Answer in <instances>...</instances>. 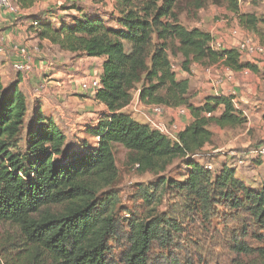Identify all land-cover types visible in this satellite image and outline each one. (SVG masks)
Returning a JSON list of instances; mask_svg holds the SVG:
<instances>
[{
	"label": "trees",
	"instance_id": "trees-1",
	"mask_svg": "<svg viewBox=\"0 0 264 264\" xmlns=\"http://www.w3.org/2000/svg\"><path fill=\"white\" fill-rule=\"evenodd\" d=\"M11 1L24 11L43 0ZM209 2L227 6L245 29L259 34L262 21L240 15L238 0H116L111 16L116 27L79 7L68 18L52 10L35 20L38 25L32 27L41 41L76 58L104 59L96 99L105 110L85 130L96 143L79 145L41 104L29 115L20 78L9 87L0 82V223L18 230V255L9 264H116L111 259L114 240L126 245L122 264H152L154 249L169 250L182 233L177 216L157 211L169 189L183 205L177 215L186 212L209 223L219 211L226 212V223L235 226L227 234L237 256L233 264H264V183L248 185L227 163L213 171L212 162L200 157L214 143V128H241L248 119L232 96H207L195 105L190 80L177 79L170 57L177 42L188 75L196 63L250 71L264 80V68L242 61L236 48L216 51L211 33L180 23L181 6L201 10ZM138 86L142 103L186 109L191 124L171 137L135 120L126 110ZM118 145L129 151L130 165L160 176L149 190H141L153 208L144 219L131 218L126 225L116 217L118 197L107 194L119 178ZM176 161L184 178L165 177Z\"/></svg>",
	"mask_w": 264,
	"mask_h": 264
},
{
	"label": "rangeland",
	"instance_id": "rangeland-1",
	"mask_svg": "<svg viewBox=\"0 0 264 264\" xmlns=\"http://www.w3.org/2000/svg\"><path fill=\"white\" fill-rule=\"evenodd\" d=\"M238 1L240 15H254L262 21L258 24L259 34L255 35L258 37L260 36L259 39L264 45V0ZM115 3L116 0H105L104 3L100 4L93 2V0H60V5L57 6H53L46 2L40 6L37 5L32 14L33 18L38 20L42 15L48 14V12L57 9L58 6L61 8L65 7L67 10L73 9V7H79L89 15L102 17L111 27H116V24L111 18L112 13L114 12ZM0 11L2 15H9L2 10ZM56 13L58 17L68 18L66 14L59 13L58 9L56 10ZM75 13H77V10L70 12L71 15H76ZM20 14V12L14 14V16H16L15 20L20 19ZM177 14L179 15L180 23L186 29H201L202 31L209 32L213 35L215 40L221 38L225 47H231L230 49L236 48L238 45V41L236 40L240 38H233V31L237 30L239 34L241 31L242 36L247 35L250 37L254 35L242 26L239 16L230 12L227 9V6H216L211 2L201 10L181 6L180 10L177 11ZM66 22H68V20ZM0 38L4 37L0 36ZM3 48H5V51H3L4 53H0V63H6L5 59L8 57L9 49L5 45ZM176 48H178L177 42L175 43V49ZM175 49H171L172 53L170 52V57L173 68L177 73V79L180 81L184 79L190 80V93L193 95V103L198 106L203 101V98L205 97L204 94L207 93V89L203 88V86L205 85L208 87L209 74L200 71V65L195 63L190 66L192 73L191 75H188L182 68L184 58L180 53H177V50ZM260 60L259 61L264 64V58ZM73 61L76 64L80 61V58L74 56ZM30 65L34 69V65ZM222 66L223 65H220L219 69L223 70L224 68L222 69ZM4 67H8V64H4ZM92 67L97 68V72L94 74L93 78L101 77V65L99 62L93 64ZM74 71H76V69H74ZM74 71L73 75H75ZM193 71H195V73H193ZM19 74L27 75L28 73ZM74 77L72 78V81L76 80ZM17 79L18 72L15 71L13 67H10L9 70L5 69V72H3V78L0 77V82H3V86L9 87L14 81L16 82ZM88 79H84V81L79 79L80 82L79 80L75 82L80 88L82 83L90 80ZM254 83H256V81H254ZM27 84L28 85H25L20 89L26 96V104L30 110L29 115H31L33 109L39 104H41L42 108L46 109L48 114L52 117L60 116L64 111L69 110L66 114H72L75 118L73 119L69 117V120L65 121L67 138H74L75 141H79V145L85 141L91 145L96 143L95 139L85 135L87 127L97 124L99 114L102 111L100 103L92 99L94 97L93 95L89 92L82 91L80 88L83 93H86V96L69 91L66 95L60 98L61 100H53L51 97L54 96V91L50 88L51 86L38 81L37 83L34 82V84H37L35 89L33 83L29 84V82H27ZM259 87L264 88L263 85ZM139 91L140 86H138L133 92V99L135 102L139 99ZM56 97L58 98V96ZM46 98L51 100V104L44 101ZM89 99L90 101H88ZM82 102H86V105L81 104ZM135 109L136 108L132 107L126 111L130 113L135 120L149 124V121H146L138 110L137 112L134 111ZM244 109L249 111V108L247 107ZM175 113L180 116L177 109H175ZM171 115L173 116V114ZM170 119L171 118L167 116L154 118L156 123L157 121H167V128L175 125L174 121L171 123L168 122ZM249 121H253L254 128H251L248 131V126L245 125L244 127L237 129L224 130L222 134L219 133L218 136H215L213 145L209 146L200 157L205 159L204 161L202 160L205 163L212 162V164L208 165L212 167L213 171H218L223 163H227L229 166L236 169L238 177L241 179L244 178L243 180L248 185H256V187H258L264 183V159H262L259 154L264 148V126H261L262 120L260 121V116L257 114L249 113ZM56 123L59 125L60 122L56 120ZM80 126L83 128L80 129ZM177 131L179 132V129ZM249 141H252L250 146L252 149L247 155L244 154L239 156V153H236L235 150L229 148L230 146H234V144L241 145L242 143H248ZM128 154L129 151L124 147L119 145L115 147L119 178L117 183L107 191V194H110L109 192H111L118 197V206L115 213L117 219L123 223V225H126V221L131 218L144 219L148 215L147 213L153 207L144 202L141 190H149L158 182V177H160L149 172H140L137 167L130 165ZM180 167H182V164L180 161H176L169 167L168 173L165 174V177H168L169 179L184 178L185 171L183 169V171L179 170ZM172 191V189H169L163 200L158 203L159 207L157 211L159 213H168L177 216V221L182 227V233L177 236V239L169 250H163L159 247L154 249L152 264H169L170 261H174L177 264H233V260H235L237 256L230 250V238L227 234L228 230L233 232L235 226L226 223V218L224 216V213L226 214V212L219 211L218 216H215L209 223H205L201 219H194L192 217L193 215L190 216L186 212V214L182 212L183 214L177 215V208H180V205H183L178 202L177 194ZM17 235L18 230L15 226L8 223H0V264H9L12 261L15 263L18 255ZM248 242L254 247L262 246V244L255 240H248ZM110 246L112 250L111 259H113L116 264H122L120 261V253L126 248V245L114 240L110 243ZM242 259L244 258L242 257ZM250 260L251 259H246L244 261Z\"/></svg>",
	"mask_w": 264,
	"mask_h": 264
},
{
	"label": "crops",
	"instance_id": "crops-1",
	"mask_svg": "<svg viewBox=\"0 0 264 264\" xmlns=\"http://www.w3.org/2000/svg\"><path fill=\"white\" fill-rule=\"evenodd\" d=\"M45 2L50 3L53 6L60 5V0H43L37 5L40 6ZM35 7L22 11L20 14V19L18 20H15L16 16L14 15H2L0 11V36H3L5 38L6 47L9 49L7 55L8 57L5 59L6 63H0V77L3 78V72H5V69L9 70L14 63L29 62L34 65V70L27 75L18 73V79L20 78L21 80V89L23 88V86L28 85L27 82H29V84L33 83V86L36 89L37 84H34V82L37 83L39 81L44 82L48 86H51L50 88L54 91V96L51 97V99L53 100H61L60 98L66 95V93H68L69 91L86 96V93H83L80 90L79 85L76 84V82L79 79L84 81V79L87 80L88 78H93L94 74L97 72V68H93L92 65L97 62H99V64L101 65L100 72L102 77V64L104 62V59L83 57L80 58V61L75 64L73 61V57L75 56L74 54L61 51L58 47L52 45L47 40L41 41L38 38L37 30L32 27V22L35 21L32 12L34 11ZM57 9L59 10V13L66 14V16H69L70 12H73L72 9L67 10V8L64 10H60L61 7L59 6ZM75 14H78V12ZM217 40L221 41L222 39L217 38ZM18 47H25L28 49L30 55V59L28 61L20 57V54L18 53V50L20 48ZM260 61H258L257 65L262 70L264 68V64ZM4 64H8V67L5 68ZM219 67L220 65L211 68H200V71L209 74V82L207 80L209 85L208 87H206L205 85L203 86V88L207 89V93L204 94V96H232L234 97L237 108L240 109L244 113L245 117L248 118V123L246 124L248 126V131L251 128H254L253 121H249V113L259 115L260 121L262 120L261 126H264V88L259 87L262 85L264 86L263 78L261 76L253 74L250 71L231 72L223 66L221 67L222 69L224 68L223 70L219 69ZM74 69H76V71H74ZM73 71L75 72V75H73ZM193 73H195V71H193ZM73 77L76 79V82L72 81ZM254 81H256V83H254ZM22 94L27 101L25 94ZM56 96H58V98ZM92 99L99 103V101L95 97H93ZM44 101L51 104V100L47 98ZM88 101H90V99ZM81 104L86 105V102H82ZM100 105L102 110L101 112H103L105 110V107L102 104ZM246 107L249 108V111L244 109ZM68 111H64L60 116H53L55 121L58 120L60 122L59 126L64 130L65 121H68L69 117L73 119L75 118V116L72 114H66V112ZM134 111L137 112L136 109ZM171 114H173V116ZM165 116L170 117L171 119L168 122L171 123L172 121H174L180 131L184 130L192 122V117L188 113V111L187 114L183 117H180L176 115L175 112L170 111L167 112ZM157 122L166 125L167 121ZM143 123L146 124V122ZM82 128L83 127L80 126V129ZM223 131L224 130L219 128L213 129L215 136H218L219 133L222 134ZM251 144L252 141H249L248 143H242L241 145L234 144V146H230L229 148L231 150H235L236 153H239V156L244 154L247 155V153L252 149L250 147ZM236 175L238 176V172H236Z\"/></svg>",
	"mask_w": 264,
	"mask_h": 264
},
{
	"label": "built area",
	"instance_id": "built-area-1",
	"mask_svg": "<svg viewBox=\"0 0 264 264\" xmlns=\"http://www.w3.org/2000/svg\"><path fill=\"white\" fill-rule=\"evenodd\" d=\"M0 10L8 13L9 15H14L18 12H22L11 0H0ZM32 25L34 27H37V23L35 21L32 22ZM233 38H239L238 45L236 46V49L238 50V53L240 55V58L242 61L250 62L253 64H258V61L262 58H264V46L261 45L259 42V39L256 36H242V32L233 31L232 32ZM6 46L5 39L0 38V53L5 51V48L3 46ZM211 47L216 50H224V49H230L231 47H225L224 42L220 40H213ZM4 53V52H3ZM18 53L20 54V57L22 59L28 61L30 59L29 51L27 48H20L18 50ZM29 62H16L12 65V67L17 71L18 73H30L34 69L30 65ZM80 88L82 91L89 92L91 95H93L95 98L97 97L98 92L102 89V83L101 78H91L89 81L82 83L80 85ZM136 108V110L139 111V113L144 117L146 121H149V124L154 127L155 129H158L160 132L174 137L176 134V131L179 129L178 126L175 124L170 128H167V125L161 124L159 122H155L154 118L156 117H164L167 112H175V109L172 108H166L163 106L158 105H147L140 101V98L135 102L134 99L132 100L131 104L128 106L129 108ZM177 112L179 113L180 117H183L187 114L186 109H177ZM210 116V115H209ZM178 132V131H177ZM260 157L264 159V148L260 151ZM211 168V167H210Z\"/></svg>",
	"mask_w": 264,
	"mask_h": 264
}]
</instances>
